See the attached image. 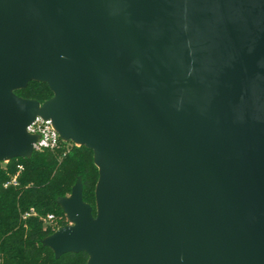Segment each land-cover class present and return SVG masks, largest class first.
<instances>
[{"label":"water","instance_id":"1","mask_svg":"<svg viewBox=\"0 0 264 264\" xmlns=\"http://www.w3.org/2000/svg\"><path fill=\"white\" fill-rule=\"evenodd\" d=\"M36 114L98 168L95 214L80 176L56 199V257L264 264V0H0V161Z\"/></svg>","mask_w":264,"mask_h":264},{"label":"trees","instance_id":"2","mask_svg":"<svg viewBox=\"0 0 264 264\" xmlns=\"http://www.w3.org/2000/svg\"><path fill=\"white\" fill-rule=\"evenodd\" d=\"M21 96L40 102L53 92L44 81L30 80L15 89ZM16 184L4 182L17 172ZM81 177L82 196L96 213L94 189L98 168L92 149L72 140L60 139L53 148L33 150L29 156L0 161V258L2 264H86L85 251H67L56 257L42 238L60 225L69 222L57 197L70 192L77 177ZM33 207L35 213L23 215ZM52 212L55 224L44 222L42 216Z\"/></svg>","mask_w":264,"mask_h":264},{"label":"built area","instance_id":"3","mask_svg":"<svg viewBox=\"0 0 264 264\" xmlns=\"http://www.w3.org/2000/svg\"><path fill=\"white\" fill-rule=\"evenodd\" d=\"M26 130L32 134H36V139L32 142L33 150H41L43 148H53L59 144L61 138L58 130L55 128L51 118L43 117L40 114H36L34 118L26 125ZM64 140V139H62ZM17 172L12 174L9 179H7L4 184H16L18 182L17 175L22 168L21 164L17 165ZM30 213H35L33 207L26 211L23 215H28ZM56 218L55 214L52 212L47 213L43 219L48 222L54 221ZM0 264L1 258H0Z\"/></svg>","mask_w":264,"mask_h":264},{"label":"rangeland","instance_id":"4","mask_svg":"<svg viewBox=\"0 0 264 264\" xmlns=\"http://www.w3.org/2000/svg\"><path fill=\"white\" fill-rule=\"evenodd\" d=\"M5 161H7V160H2V161H1L2 164H4ZM42 218H44V216H42ZM43 220H44V222H48V221H46L45 219H43ZM51 223H52V225L55 224V219H54V221H51Z\"/></svg>","mask_w":264,"mask_h":264}]
</instances>
